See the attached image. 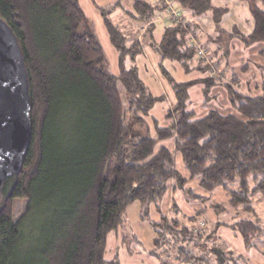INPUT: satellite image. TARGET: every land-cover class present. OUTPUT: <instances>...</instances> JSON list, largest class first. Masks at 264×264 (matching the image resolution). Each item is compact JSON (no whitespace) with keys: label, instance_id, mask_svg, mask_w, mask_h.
I'll use <instances>...</instances> for the list:
<instances>
[{"label":"trees","instance_id":"trees-1","mask_svg":"<svg viewBox=\"0 0 264 264\" xmlns=\"http://www.w3.org/2000/svg\"><path fill=\"white\" fill-rule=\"evenodd\" d=\"M168 1L194 19L213 10L210 0ZM237 1L248 5L253 29L244 36L234 27L227 38L238 39L243 49L264 44V0ZM119 8L140 26L161 18L165 9L161 0H134L133 14L118 3L101 10L117 56L114 76L79 0H0V19L21 50L30 122L20 169L1 187L0 264H119L116 257L105 259L106 239L121 229L125 211L136 203L140 214L147 216L153 206L159 217L149 223L155 248L148 253L156 264H213V245L226 259L215 235L219 228L235 232L248 251L262 235L255 221L242 217L254 215V203L264 198V84L260 95L252 96L238 91L237 75L223 81L225 70L216 72L215 53L206 55L205 47L195 45L196 25L183 16L164 26L159 40L151 25L141 39L149 34L174 104L164 117L168 125L151 118L150 131L145 119L167 100L153 97L138 78L141 41H129L107 18ZM165 60L179 62L186 73L214 71L215 79L177 83L160 65ZM200 83L205 101L213 86L221 87L236 114L214 110L196 119L187 107L189 90ZM194 180L201 192L219 189L225 195L224 202L208 206L215 216L210 227L209 198L191 191ZM168 192L203 207L187 216L171 199L164 214L161 203ZM20 200L23 208L14 216V202Z\"/></svg>","mask_w":264,"mask_h":264},{"label":"rangeland","instance_id":"rangeland-1","mask_svg":"<svg viewBox=\"0 0 264 264\" xmlns=\"http://www.w3.org/2000/svg\"><path fill=\"white\" fill-rule=\"evenodd\" d=\"M131 2L132 0H79L81 9L84 10L86 17L93 24L94 32L97 34L98 41L100 45H102L105 56H107L110 72L114 76H117L118 73L117 67L112 64L114 63V57L112 56L114 49L109 44L108 34L105 32L102 21L101 10H109L108 8H111L118 3L125 11L132 13V8L130 7ZM163 4L165 9L159 12L161 13V18H159V20L163 22V26L166 24L165 21L175 22L180 19V16H183L186 21H190L192 24L196 25L195 27L197 29L195 32L197 33L196 36H194V43L197 47H205L206 50L203 49L205 50L206 55L208 54L209 56H212L215 53L214 58H216L215 60L219 63V68L216 69V72L225 70L224 77H219L223 81H228L234 75H237L240 80L239 92L250 94L252 96L260 95V86L261 84H264V76L262 75L264 74V44L258 43L247 49H243L242 44L238 39L234 38V40H229L227 38V34L233 30L234 27L244 36L252 31L253 21L246 3L244 4L237 0H210L213 10L201 14L199 19L191 17L189 12L184 15L178 8H176L177 6H174L173 4L171 5L170 1H168V3L163 1ZM170 7L174 11H177L176 13L178 17L171 18L170 14L173 13H169L170 10H172ZM107 18L114 26H116V28L129 38V41L135 40L136 38L141 41V38L138 35H143L146 32L148 33V29H152L151 25H153L154 21L152 20V23H144L141 25V28H139V25L133 23L134 21L130 16H125L120 8L110 13V15H107ZM216 20H218L219 27L216 25ZM134 24L138 26L137 29L132 28ZM156 26H158V24L155 25V27ZM219 29H221V33ZM162 31L160 25L158 30L155 29L153 34L155 40H159V32ZM151 32L153 33V31ZM148 35L149 34H146L144 38H147ZM191 37L189 38L190 41H192ZM143 47L144 44H142V53L135 58L138 78H140L142 84H144L145 88L148 89L153 97L163 95L165 100H167L164 103L156 104L150 111V116L145 119L150 131H152L151 118L157 120V123L161 127L168 125V122L164 120V117L168 109L174 104V100L172 98L171 89L161 78L162 75L161 69L158 66L159 59L157 54H155L154 51H151L150 47ZM219 55L221 57L217 59L216 56ZM161 64L163 65L165 72H167L177 83L196 81L207 77H211L213 81L215 79V76L213 75L214 71L200 74L191 70L186 73L183 65L179 62L176 63L165 60L160 63V65ZM203 89V84L200 83L195 84L189 90L190 101L187 111H193L196 119L203 118V116L209 111L214 110L222 115L236 114L230 109L228 98H226L225 92L221 87L216 85L213 86L206 95L207 101H205V97L202 96ZM163 144H165L166 147L171 148L170 143ZM178 159L179 158H177V162ZM177 167L181 169L179 162ZM188 187L191 188L193 193L202 198H209V201L206 202L207 210L205 215L207 221L205 222L210 227L215 222V216L212 211L208 209V206L210 204L224 202L226 199L224 193L219 189L211 195L201 192L197 186V181L195 180L194 183L189 184ZM255 198L257 199V197ZM171 199H173L176 205H178L181 213L187 216H192L195 211L202 209L203 207L200 204H186L180 193L168 192L161 203L162 212L164 214L167 213L170 208ZM254 204L257 206H255V214H244L242 218L255 221V223L262 229L261 237L255 240L252 250L248 251L244 249L241 238L235 232H230L225 228H219V230L215 232V235L222 241L221 244L224 246V249H226L224 251L227 253V257L225 259V255H222V252L218 250V246L213 245L212 249H209L211 252L210 259H212L211 262L213 264H225V260L230 261L226 264H235L231 259L237 261V264H264V259L262 257V254H264V198H258ZM22 208L23 201L20 200L14 202V216L20 214ZM150 209L149 214L144 216L143 214H140L139 206L136 203L125 211L123 215L125 223L123 222L121 229L114 233H110L107 236V245L104 253L107 261L116 257L119 264H156L155 259L152 258V256H149L148 253L151 249L155 248L153 244L154 231L150 228L149 223L151 220L158 222L159 217L153 206H151ZM108 210H111V208L106 207L105 212ZM201 249L204 250L203 254L205 255L207 252L206 248L202 246Z\"/></svg>","mask_w":264,"mask_h":264},{"label":"water","instance_id":"water-1","mask_svg":"<svg viewBox=\"0 0 264 264\" xmlns=\"http://www.w3.org/2000/svg\"><path fill=\"white\" fill-rule=\"evenodd\" d=\"M27 78L16 37L0 19V198L29 145Z\"/></svg>","mask_w":264,"mask_h":264},{"label":"crops","instance_id":"crops-1","mask_svg":"<svg viewBox=\"0 0 264 264\" xmlns=\"http://www.w3.org/2000/svg\"><path fill=\"white\" fill-rule=\"evenodd\" d=\"M133 1L134 0H132V2H131V5H130V7L132 8V5H133ZM145 1H148V2H155V1H157V0H145ZM127 12V11H126ZM129 12V11H128ZM124 13V12H123ZM129 13H131V12H129ZM132 13H133V8H132ZM131 13V14H132ZM182 13L185 15V12H183V10H182ZM124 15H126L127 17H129V15H127V14H124ZM130 18H132V17H130ZM198 19H199V17H198ZM133 20V19H132ZM134 22L133 23H135L136 25L138 24L137 23V21H135V20H133ZM165 22H166V24H165ZM164 22V24H165V26L167 25V24H169L170 22L168 21H165ZM134 24V26H132V28L133 29H137L138 28V26H136ZM158 24V26H156L155 27V25H157ZM163 24V22L162 21H160L159 20V17L157 18V20L156 21H154V23H153V25H154V27H153V29H152V31H153V33H152V36H153V34H154V32H155V29L156 30H158V28H159V25H160V27H162V29L164 28V26L162 25ZM197 24V23H196ZM139 28H141V26L139 25ZM163 32V31H162ZM162 32H159L160 34H159V36H161V34H162ZM138 36H140V38L143 36V35H138ZM135 38V37H134ZM141 43L142 44H144V47H150V36H148L147 38H143V39H141ZM143 47V48H144ZM144 52H146V51H144ZM142 53V52H141ZM140 53V54H141ZM139 54V55H140ZM112 56L114 57V63H112L115 67H116V61H117V56H116V54H115V51L114 52H112ZM141 57V56H140Z\"/></svg>","mask_w":264,"mask_h":264},{"label":"built area","instance_id":"built-area-1","mask_svg":"<svg viewBox=\"0 0 264 264\" xmlns=\"http://www.w3.org/2000/svg\"><path fill=\"white\" fill-rule=\"evenodd\" d=\"M161 1H165V3H168V0H161ZM170 9H172L171 7H170ZM177 11L175 10H170V12L169 13H173V14H170V16H171V18H175V17H178V15H177V13H176ZM176 13V14H175Z\"/></svg>","mask_w":264,"mask_h":264}]
</instances>
